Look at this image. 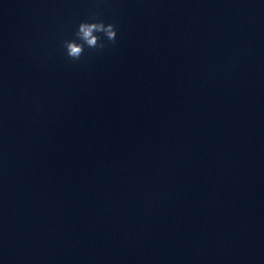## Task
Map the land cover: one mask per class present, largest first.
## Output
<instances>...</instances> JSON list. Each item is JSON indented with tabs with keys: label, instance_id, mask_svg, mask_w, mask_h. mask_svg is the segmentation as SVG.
<instances>
[{
	"label": "water",
	"instance_id": "95a60500",
	"mask_svg": "<svg viewBox=\"0 0 264 264\" xmlns=\"http://www.w3.org/2000/svg\"><path fill=\"white\" fill-rule=\"evenodd\" d=\"M0 264H264V19L146 96L0 156Z\"/></svg>",
	"mask_w": 264,
	"mask_h": 264
},
{
	"label": "clouds",
	"instance_id": "9594fccd",
	"mask_svg": "<svg viewBox=\"0 0 264 264\" xmlns=\"http://www.w3.org/2000/svg\"><path fill=\"white\" fill-rule=\"evenodd\" d=\"M117 40V27L113 23H105L98 17L80 21L73 38L65 39L62 46L66 56L72 61H80L85 49L103 50L105 41L114 44Z\"/></svg>",
	"mask_w": 264,
	"mask_h": 264
}]
</instances>
